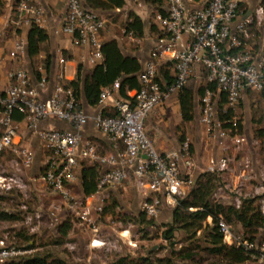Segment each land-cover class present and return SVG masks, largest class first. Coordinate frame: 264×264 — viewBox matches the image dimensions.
Here are the masks:
<instances>
[{
  "label": "built area",
  "instance_id": "2783aa9c",
  "mask_svg": "<svg viewBox=\"0 0 264 264\" xmlns=\"http://www.w3.org/2000/svg\"><path fill=\"white\" fill-rule=\"evenodd\" d=\"M157 1L162 7L155 10L153 19L161 34L155 38L138 74L140 88L128 91V99L112 98L118 89L116 80L101 90L97 105L89 112L79 106L74 88L63 85L62 76L51 84L48 77L41 74L33 82L32 75L23 68L8 71L7 84L0 96V155H14L13 160L24 170L33 166V151L17 141L14 113H19L27 130L39 139L48 153L44 161L46 169L31 179L45 183L53 192L62 195L66 211L74 212L90 227L94 224L93 211L99 214L103 210L107 191L130 178L152 193H164L168 204H173L175 196L194 185L195 162L190 142L186 139L178 147L160 153L145 131V120L163 100L186 85L195 67H201L206 72L207 82L216 85V90L207 88L200 98L201 123L208 132H216L221 139L230 137L236 145L241 144V137L230 135L222 128L216 115L217 102L223 98L229 108H234L246 91L264 92V19H258L257 15L264 14L263 8L258 6L243 12L246 0ZM46 12L39 0H18L11 9L9 27L13 32L31 26L45 29ZM105 24L102 14L87 8L85 0H66L60 32L68 36L73 45L87 48L81 59L91 67L104 59L100 32ZM252 25L257 27V35L248 32ZM123 34L128 43L141 44L143 41L133 30L123 28ZM247 39L253 43L249 44ZM25 48V39L17 36L9 56L23 55ZM64 52L58 50L56 53L60 65L66 62ZM163 60L173 65L170 83L159 79L158 68ZM109 100L110 110L107 108ZM108 111L112 114H107ZM49 118L64 121L70 127L43 126L42 122ZM229 122L236 130L237 119L233 117ZM88 124L107 137L108 153L100 155L96 146L84 139ZM81 161L98 164L100 174L96 191L78 198L69 194L68 187L78 180ZM227 162V157L211 159L206 171L223 169ZM15 187L19 185L13 177L0 175V194L11 193ZM160 204L156 197L147 198L141 211L147 217H156ZM217 227L226 245L241 248L249 257L264 264V235L251 239L242 233L234 234L231 225L222 217ZM6 240L7 236L0 238V264L31 252L29 248L8 244Z\"/></svg>",
  "mask_w": 264,
  "mask_h": 264
},
{
  "label": "rangeland",
  "instance_id": "374dc122",
  "mask_svg": "<svg viewBox=\"0 0 264 264\" xmlns=\"http://www.w3.org/2000/svg\"><path fill=\"white\" fill-rule=\"evenodd\" d=\"M133 1L136 4L140 2L142 5L138 7L146 13L142 43L149 39L154 42L161 31L154 23L153 13L162 7L161 3L157 0ZM6 3L7 0H0V12H3V8L7 10ZM260 3L261 0H256L253 5L244 3L242 10L245 12L247 9H256ZM129 12L126 9L121 12L110 10L102 12L107 19V28L114 31L123 50L136 49L143 45L128 43L124 40L123 28H126V23L129 22V16L127 17ZM257 15L258 19L262 17L264 19V14ZM130 16L133 20H139L133 14ZM254 18L256 19V16ZM45 21V30L51 40L56 33V27L53 29L50 26L47 27V18ZM256 28L252 25L248 27V32L257 35ZM59 33L60 30L56 36H59ZM246 41L249 44L253 43L250 39ZM50 43L47 40L41 45L45 50L47 48L49 50ZM197 68L199 77L190 76L185 85L192 87L193 90L209 84L206 72L201 67ZM86 71L87 69L83 68L82 72L86 73ZM32 80L36 81L33 77ZM52 83L56 82L51 81ZM3 92L4 88L0 87V96ZM114 97L117 98L116 95ZM200 98L195 95V118L190 122L178 121L176 112L169 113L161 121L158 120L156 111L148 115L145 126L148 127V118H150L153 127L150 131L147 130L149 137L154 142L161 136L160 132L163 135L172 136L174 148L187 139L195 162L192 169L193 179L206 171L212 157H227L226 167L223 169L217 167L213 172L218 178L213 195L214 200L224 205L236 206L243 200H254L253 204L260 205L264 213V97L262 92L246 91L234 108H229L224 99L217 102V116L220 105L224 106V112L229 109L234 112L231 118L237 119L238 126L236 130H233V135L237 134L241 137L240 145H236L230 137L221 139L216 132H208L205 125L200 123ZM91 133L95 139H103L99 134H94L93 131ZM160 139L162 140L158 142L161 143L168 138L161 136ZM96 150L100 155H104L110 151V147L107 148L104 144L96 147ZM13 156L10 153L0 155V175L13 177L19 185L11 193L0 194L5 197L0 200V210L3 209L14 216L12 220H0V238L7 236L8 244L31 249V252L18 260L38 255L45 256L53 264H112L121 258L135 259L150 255L153 258L169 256L175 264H262L258 259L251 257L242 263H231L227 258L211 255L208 251L210 244L200 231L193 238L184 232L176 231L171 241L164 239L163 231L171 223V212L175 202L168 204L164 193H152L142 186H136L131 178L121 186L107 191L103 210L99 214L93 211L94 224L90 227L83 223L74 212L66 211L65 198L62 195L53 192L45 183L31 179L46 169L45 162L42 166L40 164L41 170L36 173L37 169L34 168L36 164L33 163L32 168L24 170L15 163ZM83 162L92 163L81 161L80 164ZM190 189L191 187L186 188L177 196L183 197ZM68 192L73 197H81L78 180L68 187ZM150 197H156L161 203L156 217H147L141 211L142 203ZM65 221L70 224L67 234L59 231V226ZM206 222L212 224V218L208 217ZM230 225L234 234L244 235L245 230L240 223L234 221ZM257 231L259 233L256 236L261 238L264 230L257 228ZM187 255L190 257L184 259L183 257Z\"/></svg>",
  "mask_w": 264,
  "mask_h": 264
},
{
  "label": "trees",
  "instance_id": "16d2710c",
  "mask_svg": "<svg viewBox=\"0 0 264 264\" xmlns=\"http://www.w3.org/2000/svg\"><path fill=\"white\" fill-rule=\"evenodd\" d=\"M147 2V0H145ZM17 3V2H16ZM15 3V4H16ZM14 4V6H15ZM125 0H85V6L89 9L97 10L100 13L114 7L121 8ZM13 6V7H14ZM264 10V0L259 5ZM126 28L133 30L137 35L142 36L144 24L139 20L126 23ZM25 31L22 36L26 41L25 57L32 68L31 75L38 80L41 73L37 70L38 55L41 44L48 40V33L45 29L31 26L27 29H18L17 32ZM24 32V31H23ZM103 62L93 66L89 71L83 73L82 66L78 65L76 77L69 81L63 80V85H70L75 90V96L79 106L83 108H94L99 100V95L104 87L113 84L118 80L117 97L128 99V91L138 90L140 83L138 74L142 69V63L137 56L126 54L117 39L105 41L102 44ZM52 56L44 59L45 65L49 67ZM38 61V62H37ZM172 62H161L158 68L159 79L170 83L173 79ZM216 90V85L206 84L199 86L196 90L192 87L184 86L178 91L179 110L183 122H190L195 118V95L202 97L205 89ZM264 97V92H262ZM223 99V98H222ZM220 105L217 119L223 129H227L233 135L232 123L229 122L234 112L225 110ZM109 115L110 113L108 111ZM217 115V114H216ZM14 119H22V115L14 113ZM238 126V123H237ZM84 163V162H83ZM80 165L78 173L81 196H90L96 191L97 179L100 174V166L96 163H84ZM217 175L210 171H204L195 179L194 185L183 196H175V205L171 212V223L163 231L164 239L171 241L174 234L184 232L193 238L199 231L209 242V253L213 256L227 258L231 263H242L248 259V255L238 247L228 246L223 243L222 234L218 231L217 221L222 217L227 223L238 222L245 231L244 235L253 239L259 233L257 228L264 230V213L260 205H254V200H243L238 206L224 205L216 202L213 198L216 189ZM5 197L0 195V200ZM212 218V224H208L206 219ZM14 216L5 210H0V220H12ZM70 230L68 221L59 226V231L67 234ZM256 231V232H255ZM255 232V233H254ZM20 234V233H19ZM30 241H28L29 243ZM32 245V244H31ZM29 245V246H31ZM180 252V251H179ZM190 255L183 257L188 259ZM20 259V258H19ZM4 264H53L45 256L28 257L27 259L11 260ZM112 264H175L169 256L153 258L150 255L135 259L121 258Z\"/></svg>",
  "mask_w": 264,
  "mask_h": 264
},
{
  "label": "crops",
  "instance_id": "0c3cea01",
  "mask_svg": "<svg viewBox=\"0 0 264 264\" xmlns=\"http://www.w3.org/2000/svg\"><path fill=\"white\" fill-rule=\"evenodd\" d=\"M18 0H12L9 1L7 0V3L5 6H7V10L3 8V12H0V87L4 88L7 84V73L10 69L13 68H23L29 71L31 74L32 68L30 66L29 61L25 57V54H19L16 56V58H12L9 56V52L12 49V44L13 41L17 36L22 37L25 34L26 30H23L22 32H13L11 31L9 27V19H10V13L11 9L13 8L14 4ZM41 1L46 9H47V27H51L53 29L56 27V33L58 34V31L60 30V24L62 20V16L65 13L66 10V0H39ZM3 2V1H1ZM256 2V0H246L244 3H253ZM258 2V1H257ZM140 2L137 4L134 3L133 0H125V4L121 8H112L110 11L112 12H121V10H128L129 14L127 17L129 18V22L135 21L133 20V17L130 15H134V17H137L140 22L145 24V16L146 13L138 7ZM4 5V3H3ZM250 9V8H249ZM254 9V8H253ZM132 10V12H131ZM139 11V12H138ZM155 12V11H154ZM102 16L105 18V21L107 20L105 15L101 13ZM107 22V21H106ZM46 26V25H45ZM145 32V25H144V31ZM48 33V32H47ZM56 33L53 35L52 39L48 40L51 42L49 45V50L44 49V47L41 45L40 47V52L38 55V65H37V70L43 75L45 74L48 77V80L50 81H56L57 78L60 76L63 77V80H73L76 77L77 73V67L78 65H81L83 68L87 69L89 71L92 67L89 66L88 64L84 63L81 59L83 55L86 54L87 48L85 47H79L75 46L70 42V39L68 36L64 35L63 33H59V36H56ZM23 34V35H22ZM23 38V37H22ZM111 39H117L116 34L114 31L111 29L107 28V25L105 24V28L100 32V40L102 43L105 41H109ZM47 42V41H46ZM119 42V39H118ZM43 44V43H42ZM143 44V45H142ZM140 47H137L136 49H126L124 52L126 54H131V55H136L138 59L141 61L143 64L144 61L147 60L150 54V50L152 49L154 42L152 39H149V41H145L142 43ZM56 50H63L64 55L66 57V62L64 65H60L56 59ZM48 56H52L51 62L49 67L45 65L44 59ZM82 68V70H83ZM198 68L195 67L191 73V76L193 75L194 77H199V71L197 70ZM81 70V71H82ZM189 80V79H188ZM188 82V81H187ZM117 96V94H114ZM112 98H115L114 96ZM118 98V97H117ZM178 93H175L171 95L169 98L166 100H163L155 109L154 111L158 112V120H164L165 117L168 116L169 113L176 112L177 114V120L182 121L180 110H179V100H178ZM107 108L110 110L112 109V103L109 100L107 103ZM87 110L92 111L94 108H86ZM153 111V112H154ZM155 112V113H156ZM151 114V113H150ZM149 114V115H150ZM16 124L18 125V138L17 141H19V144L22 146H26L29 149H31L34 153V168L37 170L36 173L40 172V164L44 163V161L47 158V151L42 145V143L39 141L37 137L32 135L30 131L27 130V127L25 123L22 121V119H15ZM200 120V119H199ZM150 118H148V127L145 126V131L147 133V130L150 131L153 127L150 122ZM43 126H46L48 128H56V129H68L70 126L68 123L61 121L59 119L55 118H49L47 120H44ZM201 123V121H200ZM156 130V129H155ZM93 131L94 134H99L103 139H95L93 134L91 133ZM148 134V133H147ZM161 136H165L168 138L164 142H158L160 137H157V141L154 140L153 144L155 148L160 152H166L168 150L173 149L174 143L171 141L172 136H166L163 135V133H159ZM149 136V135H148ZM83 137L85 140L91 141L97 148L101 147L102 145L106 144L107 148H109V143L107 137L96 131L91 124H88L87 127L84 130ZM150 138V137H149ZM151 139V138H150ZM215 157H212L211 159H214ZM210 159V161H211ZM219 158H215V160H218ZM208 166V165H207ZM207 170V167H206ZM80 171V169H79ZM79 182V180H78ZM137 185V184H136ZM138 186V185H137ZM81 191V190H80ZM81 194V193H80Z\"/></svg>",
  "mask_w": 264,
  "mask_h": 264
}]
</instances>
